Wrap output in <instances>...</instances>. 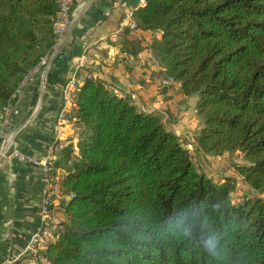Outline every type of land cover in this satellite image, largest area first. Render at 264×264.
Masks as SVG:
<instances>
[{"label": "trees", "instance_id": "trees-1", "mask_svg": "<svg viewBox=\"0 0 264 264\" xmlns=\"http://www.w3.org/2000/svg\"><path fill=\"white\" fill-rule=\"evenodd\" d=\"M57 15V0H0V125L21 80L53 52ZM134 15L154 33L146 47L164 75L196 97V149L243 160L214 181L157 110L85 79L79 155L66 147L52 170L74 196L49 264H264V0H147ZM135 40L123 49L137 54ZM239 177L248 191L236 198Z\"/></svg>", "mask_w": 264, "mask_h": 264}, {"label": "crops", "instance_id": "crops-1", "mask_svg": "<svg viewBox=\"0 0 264 264\" xmlns=\"http://www.w3.org/2000/svg\"><path fill=\"white\" fill-rule=\"evenodd\" d=\"M124 1L133 10L140 6V0H75L73 21L61 52L53 54L49 64L12 101L7 133L13 134L14 144L0 157V264L20 253L41 225L45 179L41 161L48 157L55 139L61 89L70 77L82 76L85 71L101 77L120 94H130L143 109L157 110L169 128L196 148L195 138L202 124L196 113V97L185 95L180 83L161 86L163 71L154 73L151 80L142 76L148 66L146 46L154 33L141 31V38L123 36L115 42L107 38L119 25ZM126 40L140 41L137 54L123 49ZM82 57L88 60L87 69L76 65ZM193 113L199 122L190 119ZM64 130L65 135L75 132L72 124H66ZM15 148L32 159L12 155ZM68 199L64 194L56 206H64ZM56 216L59 222L67 221L61 207Z\"/></svg>", "mask_w": 264, "mask_h": 264}, {"label": "built area", "instance_id": "built-area-1", "mask_svg": "<svg viewBox=\"0 0 264 264\" xmlns=\"http://www.w3.org/2000/svg\"><path fill=\"white\" fill-rule=\"evenodd\" d=\"M147 0H140V6L146 4ZM58 2V15L54 22L56 28L57 41L54 45V50L44 56L41 61L25 75L17 86L13 99L23 93L27 85L42 72L46 67L53 54L61 52L64 45L66 34L68 33L74 17V0H57ZM120 6L123 8V14L119 25L115 30L110 32L107 38L115 42L123 36H129L133 38H141V29L134 15V10L126 1L121 2ZM78 68L87 69L89 66L88 60L85 57L80 58L76 63ZM163 67L159 63L158 59L154 55L151 48H149L148 66L143 73V78L151 80L154 73L161 72ZM92 72L85 71L82 76L74 75L70 77L61 89V107L56 119L57 132L54 141L49 146L48 157L41 161V166L44 170V185L42 188V202H41V217L42 222L38 229L32 234L25 248L15 255V257H9L5 260L4 264H49L44 251L49 244L55 242L63 230V225L58 221L56 216V210L58 207L62 208L65 212V207L59 203L57 207V199L67 195L68 198L74 196L71 193H64L61 177L54 176L52 170L54 164L59 158L61 152L68 146H72L73 154L79 155V148L77 145L78 134L76 132L74 108L76 106L77 94L82 82L90 77H93ZM180 82L171 76H164L160 79L161 86L170 87L178 86ZM13 113L12 104L8 105L4 111L3 120L0 125V157L6 155L7 151L14 144L13 134L7 133V129L11 123V116ZM66 124H72L75 132L65 135ZM190 149L192 145H187ZM12 155L19 156L21 158L31 160L29 154L22 153L19 149L15 148L12 151Z\"/></svg>", "mask_w": 264, "mask_h": 264}, {"label": "rangeland", "instance_id": "rangeland-1", "mask_svg": "<svg viewBox=\"0 0 264 264\" xmlns=\"http://www.w3.org/2000/svg\"><path fill=\"white\" fill-rule=\"evenodd\" d=\"M190 119L199 122V118L195 113L190 116ZM190 145V144H188ZM192 145L190 149L193 154V158L201 171L206 172L210 177L216 182H222L224 176H233L236 174L233 166L231 165L232 161H242L241 156L235 154L226 153L223 156L215 157H206ZM248 191V186L243 182L242 178L239 177L236 190L234 191V197L240 198L244 193Z\"/></svg>", "mask_w": 264, "mask_h": 264}, {"label": "water", "instance_id": "water-1", "mask_svg": "<svg viewBox=\"0 0 264 264\" xmlns=\"http://www.w3.org/2000/svg\"><path fill=\"white\" fill-rule=\"evenodd\" d=\"M55 54H56V52H55Z\"/></svg>", "mask_w": 264, "mask_h": 264}]
</instances>
